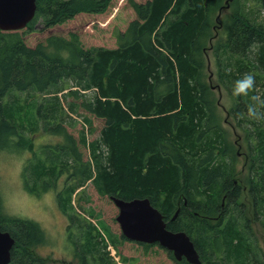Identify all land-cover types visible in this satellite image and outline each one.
<instances>
[{"label": "trees", "instance_id": "obj_1", "mask_svg": "<svg viewBox=\"0 0 264 264\" xmlns=\"http://www.w3.org/2000/svg\"><path fill=\"white\" fill-rule=\"evenodd\" d=\"M119 1L132 15L123 29L115 30L113 45L86 46L79 26L67 32L61 27L78 23L83 16L107 14L117 0H36L37 11L27 27L0 28V151L33 150L35 141L28 129L39 125L62 138L46 145L53 152L49 165L40 161L32 178L49 177L58 189L65 177L58 201L87 239L80 246L81 264H89L90 257L94 264H116L108 251L99 253L101 233L95 234L93 224L83 220L71 203L72 192L89 179L101 196L110 199L148 198L163 214L168 229L190 236L201 264H262L251 219L245 204L238 201L245 194L244 184L248 185L261 220L264 120L250 119L247 106L251 95L264 98V26L246 21L237 11L224 19L225 38L212 43L214 14L224 0ZM39 21L43 26L37 29ZM33 34L35 41L28 38ZM207 50L217 56L220 82L230 94V107L223 110L241 131L235 133V141L223 121L215 85L208 81ZM246 73L254 74L255 88L248 96L233 97L235 80ZM32 90L43 95L41 101L29 106L16 99L3 103L12 92ZM71 113L84 118L78 136L67 128L69 120L76 124ZM93 118L101 128L89 140L88 134L95 131ZM239 141L248 159L237 171ZM83 148L89 150L88 159ZM83 191L75 200L85 210ZM1 210L0 229L16 240L9 264H46L36 252L48 240L42 226ZM119 235L141 246L146 256L158 246L173 264H190L177 260L158 242ZM121 258L128 264L138 260Z\"/></svg>", "mask_w": 264, "mask_h": 264}, {"label": "rangeland", "instance_id": "obj_2", "mask_svg": "<svg viewBox=\"0 0 264 264\" xmlns=\"http://www.w3.org/2000/svg\"><path fill=\"white\" fill-rule=\"evenodd\" d=\"M123 3L117 0L110 11L101 16L92 15L80 17L77 20L79 24L66 22L61 27L62 32H67L70 28L79 26L77 31L80 33L86 46L113 45L115 41V30L123 29L132 15L129 9L123 8ZM237 11L246 21L264 26V0H224L221 9L217 10L214 14L211 27L212 37L214 36V39L211 40L212 43L224 37L222 36L225 35L224 19L237 13ZM230 24L231 21H228L227 26ZM42 26L43 22L39 21L36 28L40 29ZM35 32H40V30H36ZM34 37L33 34L32 38H28L31 41H35L36 39ZM206 58L208 81L215 85L212 88L216 97L219 98L220 109L226 110L231 104L230 94L227 88L220 82L221 78L219 77V73L221 69L219 61H217V56L213 50H207ZM60 95L63 99V94L61 93ZM42 98V94L33 90L30 92H12L3 99V103L16 99L21 104L29 106L35 101H41ZM224 110L222 115L224 117L223 121L226 127L232 131L231 139L235 141L236 135L240 134L241 131L237 128L236 122L231 115ZM71 115L75 118L76 124L70 125V123L74 122L69 120L70 123L68 122L67 128L74 135L78 136L84 126V118L74 113H71ZM29 123L26 121L27 127L30 125ZM93 126L95 131L88 134L89 140L95 139L101 128L100 122L95 118H93ZM28 135L34 138L35 146H33V150H25L23 152L0 151V209L7 215H18L36 220L42 226L47 234L48 240L38 247L36 252L46 264H81L82 258L80 256L83 253L81 252L80 246L86 244L87 239L84 233L81 234L79 228L72 223L70 217L64 212V208L62 206L60 207L58 201L59 192L57 191L61 188L63 178L65 177L62 178V183L61 181L58 183V189L57 186H52L55 180L49 177L37 181L32 178V172L40 161L47 163L46 166L49 165V159L52 157L53 152L46 145L58 143L62 138L48 134L41 125L35 130L29 131L28 129ZM242 143V141H239L236 145L238 158L235 162V167L237 171L242 169L246 158L248 159L247 151L243 149L244 144ZM83 152L84 157L88 159L89 150L83 148ZM241 177H237L236 179ZM45 180L48 183L44 182ZM86 183L88 184L72 192L71 203L75 206V210L80 216L84 218L83 220H87L93 224V232L95 234L101 233L103 238L101 243H99L100 254L108 251L109 257L116 264H128L127 262H123L121 255L131 258L137 257L136 264H173L167 259L165 252L158 246L150 248V256H146L143 254L141 246L134 242L121 239L119 234L122 231L116 219L119 209L110 198L101 196L93 179L87 180ZM42 184L45 185V188H42ZM64 188L65 186L61 191ZM83 190L86 191L83 194L84 198L81 200V204L87 208L85 210L79 208L77 206L79 202L75 200L78 197V192H84ZM244 191L245 194L238 202L245 204L243 207L251 219V227L255 236L254 240L257 244L256 253L259 255L261 263L264 264V215L260 216L261 220L257 219V213H255L254 206H252L250 201L251 197L249 198L248 185L244 184ZM72 210L73 207L71 205L67 211L71 213ZM70 226H73L74 229L71 227L68 231ZM115 242H117V248ZM89 255L88 257H90ZM87 261L89 264H94V260L91 257Z\"/></svg>", "mask_w": 264, "mask_h": 264}, {"label": "water", "instance_id": "obj_3", "mask_svg": "<svg viewBox=\"0 0 264 264\" xmlns=\"http://www.w3.org/2000/svg\"><path fill=\"white\" fill-rule=\"evenodd\" d=\"M36 11V0H0V28L5 31L23 29L33 20ZM111 199L119 209L116 219L126 238L144 243L158 242L171 250L177 260L185 257L190 264L202 263L190 236L185 231L168 229L163 214L148 198ZM177 214L178 211L175 216ZM15 242L10 232L0 229V264L11 262Z\"/></svg>", "mask_w": 264, "mask_h": 264}, {"label": "clouds", "instance_id": "obj_4", "mask_svg": "<svg viewBox=\"0 0 264 264\" xmlns=\"http://www.w3.org/2000/svg\"><path fill=\"white\" fill-rule=\"evenodd\" d=\"M255 88V76L252 73H246L235 80L232 86V96H248ZM251 103L247 106V115L250 119L256 121L264 120V98L259 95L250 96Z\"/></svg>", "mask_w": 264, "mask_h": 264}, {"label": "flooded vegetation", "instance_id": "obj_5", "mask_svg": "<svg viewBox=\"0 0 264 264\" xmlns=\"http://www.w3.org/2000/svg\"><path fill=\"white\" fill-rule=\"evenodd\" d=\"M198 251V250H197ZM199 253V252H198ZM199 256H200V253H199ZM183 259H185L186 260V258L185 257H183L181 260H183ZM187 261V260H186ZM188 262V261H187ZM189 263V262H188Z\"/></svg>", "mask_w": 264, "mask_h": 264}, {"label": "bare ground", "instance_id": "obj_6", "mask_svg": "<svg viewBox=\"0 0 264 264\" xmlns=\"http://www.w3.org/2000/svg\"><path fill=\"white\" fill-rule=\"evenodd\" d=\"M232 178V177H231Z\"/></svg>", "mask_w": 264, "mask_h": 264}]
</instances>
